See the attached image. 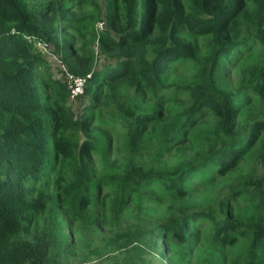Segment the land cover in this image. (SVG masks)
<instances>
[{"label":"trees","instance_id":"trees-1","mask_svg":"<svg viewBox=\"0 0 264 264\" xmlns=\"http://www.w3.org/2000/svg\"><path fill=\"white\" fill-rule=\"evenodd\" d=\"M96 45L108 60L98 69ZM43 47L59 54L73 75H90L80 116L70 106L67 84L52 77ZM187 65L188 79L170 80ZM232 69L235 89L224 74ZM148 97L151 106H142ZM251 102L256 109L234 123ZM210 116L217 118L213 124L197 126ZM95 124L125 129L131 151L148 150V130L160 142L157 155L186 144L187 153L196 148L171 171L130 161L116 180L123 197H185L226 176L260 141L253 153L259 176L237 178L208 207L181 205L159 226L186 241L190 229L210 222L222 243L242 241L232 264H264V0H0V264H48L38 246L18 235V222L48 202L43 188L31 197L27 181H39L61 161L67 173L61 194L72 214L87 218L99 182L90 167ZM226 205L252 210L236 217ZM116 239L131 243L124 234Z\"/></svg>","mask_w":264,"mask_h":264},{"label":"rangeland","instance_id":"rangeland-1","mask_svg":"<svg viewBox=\"0 0 264 264\" xmlns=\"http://www.w3.org/2000/svg\"><path fill=\"white\" fill-rule=\"evenodd\" d=\"M63 35L66 41L72 40L69 32H64ZM193 40L197 50L201 51L202 39ZM95 51L98 69L108 60L98 52V45L95 46ZM42 52L49 61L52 77L62 80L65 65L59 54L46 50ZM256 57L257 53L249 58ZM190 74L191 67L187 65L177 69L170 80H185ZM224 74L229 81L227 86L235 89L237 70H227ZM88 102L89 97L84 91L75 100H69L77 116L83 113ZM151 103L152 100L148 97L142 102V106L149 107ZM187 106L188 102H185L184 107ZM254 109L255 102L247 103L233 122L242 123L246 113ZM216 119V116L205 117L197 126L205 128ZM91 134L97 143V149L90 156L91 174L99 182L86 208V219L72 214L68 199L61 194L60 186L67 178L62 161L54 166L49 175L40 174L39 181L31 179L26 184L33 194L31 197L37 195V188L45 189L48 202L40 213L31 214L18 222V235L38 246L48 264H232L242 248V241L222 243L213 236L210 222H201L199 228L190 229L191 235L186 241L177 240L159 224L170 220L181 205L201 208L219 202L226 189L241 176L254 173L259 176L261 168L253 153L260 141L240 156L236 166L226 176L212 180L203 188H195L185 197L167 198L140 192L126 193L123 197L116 180L130 161L136 162L140 169L156 164L157 169L171 171L181 160V155L188 156L196 148L187 153L190 146L186 144L180 146V152L176 150L175 153L157 155L155 151L160 147V142L150 130L143 136L148 145V150L144 152L130 150L126 130L120 126L108 130L95 124L91 127ZM155 187L157 193L163 191L160 186ZM226 208L236 217L247 215L252 210L251 205H226ZM195 233H198L197 236ZM118 234L129 236L131 243L117 240Z\"/></svg>","mask_w":264,"mask_h":264},{"label":"built area","instance_id":"built-area-1","mask_svg":"<svg viewBox=\"0 0 264 264\" xmlns=\"http://www.w3.org/2000/svg\"><path fill=\"white\" fill-rule=\"evenodd\" d=\"M97 27L99 29H102L103 23L102 22L98 23ZM42 50H46V48L43 47ZM46 52L48 51L46 50ZM62 73L64 74V78L62 80L60 78L58 79L67 84V87L69 89V100L71 99L75 100L78 96H80L83 93L85 81L87 77H89L90 75L87 76L73 75L66 69V67H63Z\"/></svg>","mask_w":264,"mask_h":264}]
</instances>
